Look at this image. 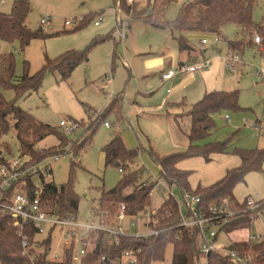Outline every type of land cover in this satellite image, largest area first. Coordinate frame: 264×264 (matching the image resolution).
I'll list each match as a JSON object with an SVG mask.
<instances>
[{"label": "rangeland", "instance_id": "1", "mask_svg": "<svg viewBox=\"0 0 264 264\" xmlns=\"http://www.w3.org/2000/svg\"><path fill=\"white\" fill-rule=\"evenodd\" d=\"M15 1L0 0V11L10 13ZM28 1L31 9L26 25L33 31L42 26L45 35L32 39L25 48H21L18 40L14 42L0 40V54H14L15 79H19L26 69H29L31 74L38 71L46 63V58L54 59L64 52L82 50L93 43L88 51V61L76 66L67 78H62L57 70H47L40 87L27 96H17L13 88L2 85H0V95L7 100L15 99L22 109L30 111L38 121L51 125L59 133L62 132L61 120L83 122L67 138L76 139V144L86 143L84 146L74 152L69 148V144L58 157L47 158L38 166L44 173L45 182L52 181L59 186L68 180L73 165L74 189L80 197L76 220L83 224L100 225L98 217L94 215L100 190L113 188L122 177L118 166L105 164L103 147L114 135H121L129 148L138 150L135 164L131 169L143 166L150 176L159 177V166L152 152L162 156L187 148L186 133L190 128V117L187 111L204 95L200 99L189 101V106L184 105L182 110L185 113L177 119L173 115L176 111L159 108L167 85L164 86V81L160 79L166 63L164 58L160 63H157V59L162 57L163 51L172 45L173 56L176 58L173 59L175 61L173 66L179 67L176 60L183 59L185 55L179 54L178 43L174 40V37L178 36V31L155 28L141 21H130L123 11L117 16L114 0ZM133 1H136L138 9H145V13L150 12L154 5L153 0H151V5H148L149 0ZM186 1L172 0L165 17L169 20L174 19L180 6ZM44 17H49V19L42 25L41 19ZM85 17L88 20L84 24ZM253 19L264 24V0H257L253 8ZM68 20L72 25L65 24ZM97 20L100 23L95 25ZM83 24L82 28L73 31L72 28ZM237 28L239 27L236 24H225L221 28L220 40L216 43L213 41L215 35H204L209 43L202 47L206 49L203 57L210 59L209 56L212 53L223 57L228 51L227 40L240 37L236 34ZM192 43L198 46V38ZM261 43L260 45L263 46V38H261ZM251 57L252 50L246 47L243 59L247 62ZM226 69L234 78L237 76L238 70H233L231 73L227 67ZM250 73L249 69H245L242 78H235L233 81L234 88L240 91L239 104L243 109L221 110L216 113L215 126L210 134L199 140L201 146L226 139L240 146L246 143L253 144L252 147L264 146L262 137L257 139V136H262L263 132L258 134L248 124L257 118L264 117V84H256L255 77ZM184 77L187 76L179 74L174 80L176 84L168 85L172 91L177 87L176 97L172 99L171 96L168 100L183 102L184 97L189 95L190 98H195L193 97L194 92L199 88V83L187 84L182 82ZM116 97H121L119 105L103 115L95 133L91 135V141L87 142L86 138L90 135V129L87 130L86 127ZM226 115L229 118H226ZM233 118L237 123L236 127L231 122ZM11 122L14 124L13 120ZM106 122L110 126H106ZM2 142H7L8 147L2 146ZM58 143V135L51 134L39 141L36 146L38 149H43ZM0 150L8 159L20 158L22 162L26 160V157L20 155L14 127H11L9 133L0 138ZM233 157L237 156L233 154ZM211 160L207 162L199 156L180 161L179 166L182 169L192 172L190 177L192 189L198 186H208L216 180V175L222 168L219 163L221 159L212 155ZM46 167L48 171L44 170ZM34 180L38 187H41L40 174L36 175ZM168 192L178 200L185 215L186 205L180 189L175 185L168 186L159 181L152 191L151 205L148 210L140 215L127 216L121 221L120 226L131 233L139 229L146 231L144 223L148 219L147 213L150 215L151 210L158 208ZM247 193H259L264 197V171L248 173L245 181L239 183L234 189V194L238 196L243 197ZM237 206L238 211H245V206L241 201ZM131 222L137 225L131 226ZM82 230L84 229L76 228V250L79 249L78 237ZM48 232L49 228H45L43 236L48 235ZM263 233L264 216L257 218L250 228L233 231L219 230L216 245L227 248L232 241L248 238L251 234ZM51 236L50 255L54 253L62 255L66 243L70 242L71 238L65 239L63 231L59 228H55ZM172 258L173 248L169 246L165 260L154 264H172ZM123 262L127 264L126 261Z\"/></svg>", "mask_w": 264, "mask_h": 264}, {"label": "trees", "instance_id": "2", "mask_svg": "<svg viewBox=\"0 0 264 264\" xmlns=\"http://www.w3.org/2000/svg\"><path fill=\"white\" fill-rule=\"evenodd\" d=\"M171 1L153 0L154 5L148 13H145V9H138L136 1L114 0V3L117 16L123 11L130 21H141L160 29L178 31L176 39L179 49L188 55L194 50L188 33L222 35L221 28L228 23L239 27L240 38L228 40L229 46L235 50L244 48L243 39L246 36L259 35L264 40V24L253 19V8L257 0H187L180 6L177 16L169 20L165 17V13ZM151 3L152 1L149 0L148 5ZM30 9L28 0H16L10 13L0 11L1 41L18 40L21 48H25L32 39L45 35L42 26L33 31L26 25ZM87 20L86 18L84 24ZM84 24L75 26L76 28H72L73 31L82 28ZM91 45L82 50L64 52L54 59L46 58V63L38 71L31 74L29 69H26L19 79H15L14 54H0V85L13 88L17 96H27L40 87L49 69L57 70L62 78H67L76 66L87 62ZM194 61V58L188 60L189 63ZM239 98V89L215 90L205 93L200 100L192 104L187 112L190 117L187 148L162 156L152 152L160 170L157 178L150 176L143 166L131 169L135 164L138 150L129 148L121 135H114L103 147L105 164L116 165L118 163L116 166L122 169V177L113 188L100 190L94 214L99 222L114 225V217L123 204L125 213L129 216L146 212L151 205L152 191L159 181H164L168 186H177L186 204L192 203V197L198 198L193 208L205 215L212 214L211 206L219 205L224 201L239 205L234 189L239 183L245 181L248 173L264 171V146L251 149L231 148L230 139L203 146L197 143L214 128L216 113L221 110L243 109L239 104ZM119 101L121 97L114 98L92 119L86 127L87 130L90 129V135L86 138L87 142L91 141V135L95 133L103 115L117 107ZM76 122L79 123V121ZM82 123L80 121L78 125ZM11 127L15 129L20 155L26 157L27 165L60 155L69 144V148L74 152L86 144L83 142L76 144V139H68L66 135L59 133L51 125L38 121L30 111L22 109L15 99L7 100L0 95V138L9 133ZM51 134L58 135L59 143L49 148L38 149L37 143ZM1 145L8 147L7 142H2ZM216 153L235 154L240 158L241 163L228 168L224 176L212 184L192 189L189 180L192 172L180 168L178 163L182 159L199 156L209 162L212 154ZM8 161L9 159L0 150V164H8ZM43 174V172L40 173L41 187H38L34 180L35 176L32 175H28L25 182L22 184L20 182L17 186L26 190L32 199L40 197L41 205L49 213L60 217L68 215L76 217L80 197L74 189L73 165L68 180L59 186L52 181L45 182ZM15 189L13 188L12 191ZM106 212L108 215H105ZM181 212L180 203L170 194L158 208L150 212L151 220L148 225L158 230L157 234L150 236L119 235L118 243H111L108 233L100 230L93 241L92 249L86 255L76 254L77 241L73 240L69 247L64 248L62 259L52 261L49 258V251L52 246L51 232L55 228H50L48 235L43 236L32 222L22 221L13 214L6 213L0 207V264H122L123 253L129 250L134 251L137 256L134 264H154L165 260L169 246L173 248L172 264H241L242 262L264 264V239L254 241L247 238L232 241L228 249L236 252L235 257L214 252L205 256L199 248L202 239L199 227L182 225ZM188 213H191V208H188ZM255 220L256 216L251 212L242 213L218 228L215 239L218 237L219 230L233 231L250 228ZM23 235H26L28 240L26 252L22 246Z\"/></svg>", "mask_w": 264, "mask_h": 264}, {"label": "built area", "instance_id": "3", "mask_svg": "<svg viewBox=\"0 0 264 264\" xmlns=\"http://www.w3.org/2000/svg\"><path fill=\"white\" fill-rule=\"evenodd\" d=\"M4 1V0H1ZM132 2L133 0H128ZM49 17H44L41 19V24L44 25L48 21ZM100 23L99 20L95 21V25ZM67 26L72 25V23L68 20L65 22ZM254 41L257 43H261V38L259 35H255ZM207 38H202L201 43H207ZM225 60L227 66L230 70H234L236 64L241 60V56L238 53H233L225 56ZM211 61L206 60H197L192 63H183L179 65L177 68H170L166 72L162 74V80L170 79L174 75L179 72H195L206 69L210 66ZM228 118L229 116L226 115ZM106 126H110L108 122L105 123ZM60 128L64 135L70 136L75 130L78 128V124L76 121L69 122L66 120H61ZM59 155H55L54 157H58ZM27 160L24 162L21 161L20 158H11L8 161V164H0V207L6 213H11L16 216L18 219L22 221H30L35 227L38 229L39 233L43 235L45 228H59L63 231V236L65 239H70V242L66 243L64 248L70 246L73 240L77 237L76 228H83L82 233L78 237L79 249L76 250V254L78 256H84L90 251L93 247V241L97 238L98 231L102 230L108 233L110 236L111 243H118L119 235H135V236H150L153 234H157L158 230L149 227L148 223L151 220L150 215H148V219L146 220L145 227L146 231L138 230L135 233H131L129 231H125L120 223L127 216L125 213V205H121L120 210L115 215L114 225L102 224L93 225L90 223H79L76 220V217L73 215H68L66 217H60L54 213H49L43 206L41 205L40 197L31 198L28 196V193L23 188L17 186L21 182L24 183L25 179L28 175L36 176L41 173L39 169V163L29 164L27 165ZM46 167L44 170H47ZM122 172V169H120ZM165 183L164 181H162ZM13 188H16L15 191H12ZM12 191V192H11ZM170 193L166 195L168 197ZM192 203H185L186 205V214L184 215L181 212V223L185 226H197L199 227L202 233V239L199 244L200 251L207 256L210 252L218 253L220 255L235 257L237 254L235 251L227 248H223L222 246L216 245V235L217 230L228 220L237 218L242 213L247 211L253 212L256 215V219L264 216V197H262L259 193L249 194L242 201L245 206V211H238V206L236 204H230L228 201H224L219 205L211 206V215H205L202 212L193 208V204L198 198L192 197ZM188 208H191V213H188ZM150 213V212H149ZM252 214V213H251ZM108 215V212L105 213ZM141 219V217H139ZM131 226H136L135 222L130 223ZM19 225V223H18ZM117 226V227H116ZM248 239L254 241H261L264 239L263 234H251ZM22 246L24 248V252L27 251L28 248V240L27 236H22ZM51 251H49V258L52 261L60 260L63 257L62 255H58L54 253L50 255ZM104 258V256H103ZM123 261H126L127 264H134L137 261V256L134 251H125L122 256V264ZM241 264H245L242 262Z\"/></svg>", "mask_w": 264, "mask_h": 264}, {"label": "crops", "instance_id": "4", "mask_svg": "<svg viewBox=\"0 0 264 264\" xmlns=\"http://www.w3.org/2000/svg\"><path fill=\"white\" fill-rule=\"evenodd\" d=\"M155 28H157V27H155ZM237 29L239 31V28H237ZM164 30H167V29H164ZM238 31H237L236 34H238ZM172 32H174V31H172ZM204 35L200 34V33H188V37L190 39V43H191V45H192L194 50L190 53V55H188V53L181 52L180 49H178L180 55H182V56L185 55V57L183 59H181V58L179 59L178 58L176 60V63L178 64V66L183 64V63H187L184 60L188 61L190 58L191 59L194 58L195 61H197V60H206V58L203 57V54L206 52V49H202V47L204 45L208 44L209 40H208L207 43H204V44L201 43V39L203 37H206ZM213 35H215L213 41L215 43L218 42L220 40V35H218V34H213ZM197 38H198V46H194L192 41L196 40ZM239 38L240 37H237L235 39H239ZM174 40H176V42H177L176 37H174ZM232 40H234V39H232ZM243 41H244V44H245L244 48L235 50V49H233L232 47L229 46L228 40H227L228 51L226 52V54L224 56H227V55L233 54V53H238L241 56V60L236 64L235 69H234V70H238L237 76L235 77L236 79H241L242 76H243L242 73L244 72V70L245 69L246 70L249 69L250 72H251L250 74L253 75L255 77V79H256L255 83L256 84H264V45L262 46V45H260L262 43L255 42L254 41V35L246 36L243 39ZM246 47H249L252 50V57L247 62L243 59V57L245 56ZM171 48H172V45H171L170 48H168L167 50L163 51V53L161 55L162 57H159L157 59V63H160L162 61V59L164 58V62L166 63L164 69L162 70V72L160 74V79L161 80H162V74L164 72H166L170 68H175L173 66V63L175 62V61H173V59H176V58L173 56V50ZM178 48H179V45H178ZM224 56L223 57H218L216 54L212 53L209 56L210 59H208V60L211 61V64H210V66L208 68L200 70V71L189 72V73H187V72H179V73H177L176 75H174L170 79L162 80V81H164L163 85L164 86L167 85V88H166V93L163 96V100L159 104V108L162 107L163 109L165 108V109H171L173 111H176V112H174L173 115L175 116V119H177L178 116H181L182 114L185 113V112H183L184 110H182L183 109L182 107L184 105H188L189 106L190 102L194 101L195 99H200L201 96L204 95L205 93L210 92V91H215V90H224V91L234 90L235 89L234 88L235 84H234L233 81H235V78L228 71H226L227 70L226 67L228 68V66H227V63H226V60H225ZM190 63H192V62H190ZM229 71L231 73L233 72V70H230V69H229ZM179 74H185L187 76L186 78L184 77L182 82H186L187 84H192V83H195V82L199 83V88L194 92V96L193 97H195V98H190V95H189V96H185V97L183 96L184 99H185L183 102H177L176 100H172L174 97H176L175 95L177 93V87H175V89H174L175 91L173 90L174 91L173 92L171 90V88L168 87V85H170L171 83H174V85H175L176 81H174V80ZM232 77H233V79H231ZM171 96H172V99L168 100L169 98H171ZM179 110L180 111L182 110V111L180 112ZM231 122L236 127L237 123L234 120V118L231 120ZM248 124H249V127L253 131L257 132L258 134L263 132V135L262 136L258 135L257 139H261V137H262L263 143H264V137H263L264 136V117L261 118V119L257 118L252 123H248ZM186 135H187V133H186ZM187 138H188V136H187ZM197 143L199 144V141ZM188 145H189V139H188ZM252 146H253V144H248V143L242 144V146L237 145L236 143H234L232 141L230 143V147L231 148L232 147H241V148L251 149V148H254ZM212 155L215 156V158H217V156H218V158L221 159V160H219V163H221V165H222L221 170L216 175V178H215L216 180L222 178L228 168L238 166L241 163L240 158L237 155H236L237 157H233L232 153H216V154H212ZM193 158H196V157H193ZM179 164H180V162L178 163V166H179ZM190 177H191V175H190ZM189 180H190V178H189ZM168 193H170V192H168ZM234 195H235L237 200L240 199L239 201H242L249 194L247 193L243 197L242 196H238L236 194H234ZM181 210H182V207H181ZM245 239H247V238H245Z\"/></svg>", "mask_w": 264, "mask_h": 264}, {"label": "water", "instance_id": "5", "mask_svg": "<svg viewBox=\"0 0 264 264\" xmlns=\"http://www.w3.org/2000/svg\"><path fill=\"white\" fill-rule=\"evenodd\" d=\"M116 165H118V163H116Z\"/></svg>", "mask_w": 264, "mask_h": 264}]
</instances>
